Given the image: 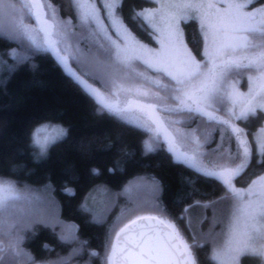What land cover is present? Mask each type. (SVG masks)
Wrapping results in <instances>:
<instances>
[{
  "label": "snow or ice",
  "instance_id": "obj_1",
  "mask_svg": "<svg viewBox=\"0 0 264 264\" xmlns=\"http://www.w3.org/2000/svg\"><path fill=\"white\" fill-rule=\"evenodd\" d=\"M62 7L53 0H0V40L15 45L0 53L3 91L26 66L35 67L37 55L51 57L98 113L143 133L142 155L166 152L211 182L213 194L178 191L168 199L162 179L137 175L113 199L141 187L153 197L129 195L109 220L92 206L95 191H107L95 184L77 206L81 224L54 211L9 213L8 198L18 189L0 177V264H95L96 257L102 264H202V251L213 264L253 257L264 264V0H69L67 15ZM197 24L202 49L194 52L185 28ZM58 119L49 114L34 122V159L69 135ZM254 120L259 127L251 132ZM134 151L117 146L107 170L124 171ZM89 172L102 175L95 165ZM92 223L104 229L102 253L83 236L82 227ZM38 225L66 251L37 256L25 248ZM54 247L41 245L46 252Z\"/></svg>",
  "mask_w": 264,
  "mask_h": 264
},
{
  "label": "trees",
  "instance_id": "obj_2",
  "mask_svg": "<svg viewBox=\"0 0 264 264\" xmlns=\"http://www.w3.org/2000/svg\"><path fill=\"white\" fill-rule=\"evenodd\" d=\"M53 2L64 6L61 8L62 15L68 14L66 6L69 0ZM185 38L194 52L202 49L198 24L185 28ZM10 46L15 45L0 40V53ZM34 59L35 67L26 66L19 72L9 84L7 93L0 86V177L13 179L19 187L49 194L52 202L58 205L62 218L81 224L84 214L77 206L83 194L95 184L102 183L107 191H95L96 199L92 206L101 214H106L109 220L116 217L121 206L129 202V195L146 200L153 197L151 190L141 187L130 194L121 192L118 198L113 199V193L121 190L124 183L137 175H154L162 179L166 185L164 197L168 199L178 191L185 194L191 192L198 197L204 193L213 194L211 182L198 177L192 169L172 163L166 152L142 155L143 133L133 125L98 113L97 103L71 83L51 57L37 55ZM49 114H56L59 119L54 123L63 124L70 132L67 137L53 142L47 157L37 160L33 158L35 149L29 143L30 130L35 121ZM248 127L255 132L259 122L254 120ZM109 142L112 147H108ZM121 145L134 149V154L124 171L109 172L108 165L117 154L116 147ZM13 165L17 166L14 170ZM92 165L101 168L99 178L90 174ZM188 180H193V183L189 184ZM66 186L75 188V194L64 192ZM208 214L211 215L210 210ZM206 223L205 228L208 226ZM38 227L40 231L34 237L31 233L27 234L30 238L24 241L25 248L37 256L54 257L58 251H66L59 247L51 229L41 225ZM82 233L90 238L92 246L103 252L102 227L92 223L83 226ZM45 241L55 246L51 252L41 248ZM201 259L202 264H213L205 251L201 252ZM94 260L95 264H102L98 257Z\"/></svg>",
  "mask_w": 264,
  "mask_h": 264
},
{
  "label": "rangeland",
  "instance_id": "obj_3",
  "mask_svg": "<svg viewBox=\"0 0 264 264\" xmlns=\"http://www.w3.org/2000/svg\"><path fill=\"white\" fill-rule=\"evenodd\" d=\"M241 87L242 89L246 90L247 88V78L246 77H244L241 80ZM50 134L55 136L56 135L55 129L51 130ZM16 187L18 189V196L8 198L9 213L11 214H31L34 216H40L42 214L54 211L57 214H59L58 205H56L54 201L52 202L51 197L48 196L49 194H46V193L43 194L44 192L42 191L22 188V187H19L17 184H16ZM197 214H198L197 212H194L193 216L195 217ZM206 225L207 223L205 222L202 225V227L205 228ZM244 264H258V260L255 257L246 258Z\"/></svg>",
  "mask_w": 264,
  "mask_h": 264
}]
</instances>
